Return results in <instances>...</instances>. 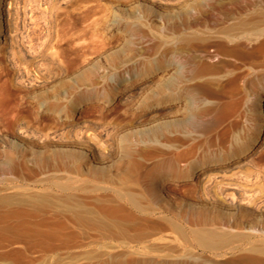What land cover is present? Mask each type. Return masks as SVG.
<instances>
[{"label":"rangeland","instance_id":"rangeland-1","mask_svg":"<svg viewBox=\"0 0 264 264\" xmlns=\"http://www.w3.org/2000/svg\"><path fill=\"white\" fill-rule=\"evenodd\" d=\"M10 208L0 264H264V0H0Z\"/></svg>","mask_w":264,"mask_h":264},{"label":"bare ground","instance_id":"bare-ground-1","mask_svg":"<svg viewBox=\"0 0 264 264\" xmlns=\"http://www.w3.org/2000/svg\"><path fill=\"white\" fill-rule=\"evenodd\" d=\"M84 145H87L86 143H81L79 147H83ZM100 149V148H99ZM91 154L98 155L99 151L98 149L94 148L89 150ZM95 160V159H94ZM107 215H103V218L101 219L103 224L105 226L110 227L114 224L112 216L116 215V211L121 209L120 204H117L116 206H110L105 207ZM32 215L34 214L33 210H28L25 208H10L7 210V212L0 215V231L7 232V231H18L21 233L29 234L31 236H37L40 238H60L61 230L64 226L63 223L60 221L51 223L47 219H37L36 221H27L26 215ZM18 217V220L16 223H12L10 219L14 216ZM87 217H90L91 220L96 219L97 215L92 213L91 211H79V221L85 220ZM216 237V236H215ZM201 242L203 244H206L207 241L204 238H200ZM51 248H55L52 244H49Z\"/></svg>","mask_w":264,"mask_h":264}]
</instances>
